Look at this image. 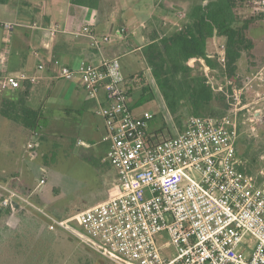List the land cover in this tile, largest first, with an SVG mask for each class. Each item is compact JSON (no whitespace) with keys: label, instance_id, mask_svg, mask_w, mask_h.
I'll return each mask as SVG.
<instances>
[{"label":"built area","instance_id":"1","mask_svg":"<svg viewBox=\"0 0 264 264\" xmlns=\"http://www.w3.org/2000/svg\"><path fill=\"white\" fill-rule=\"evenodd\" d=\"M250 2L253 12L264 13V0ZM0 27L8 36L13 24L0 20ZM30 27L41 28L51 37L59 32L86 35L98 50L110 40L96 34L94 22L72 31L58 22H34ZM215 54L225 61L224 41L217 44ZM199 61L207 82L225 93L229 108L223 116L189 115L184 128L174 135L147 130L153 114L133 110L117 57L102 56L97 63L75 68L53 61L57 77L72 80L78 76L88 97L97 98L104 91L98 112L104 121L105 159L115 170L117 193L71 218L48 216L50 225L75 223L81 232L72 234L101 254L106 264H264V154L262 166L247 173L240 169L243 161L236 147L239 113L251 106V102H243L248 89L256 97L253 103L258 104L249 122L261 120L263 71L240 86L227 77L222 84L210 75L205 60ZM41 69L44 65L38 64L37 70ZM38 78L35 71L0 75V90L16 89L22 82L35 83ZM39 136V131H30L26 143L30 160L37 156ZM38 182L41 191L45 179ZM0 189L6 190L1 185ZM12 196L20 197L10 191L9 197L1 199V206H7ZM31 205L47 216L42 207ZM161 232L169 236L174 255L165 254L163 245H157L155 236Z\"/></svg>","mask_w":264,"mask_h":264},{"label":"rangeland","instance_id":"2","mask_svg":"<svg viewBox=\"0 0 264 264\" xmlns=\"http://www.w3.org/2000/svg\"><path fill=\"white\" fill-rule=\"evenodd\" d=\"M17 1L12 0L13 3ZM155 1L100 0V3L98 2V7L100 6L101 10L98 12V16H103L100 20L104 21L101 29L108 34L111 40L117 38L114 28L116 26L123 32L125 40H127L128 34L133 35V38L130 39L132 45L124 46L125 49L118 56L123 75L146 70L147 64H145L140 49L144 44L141 38L145 33V28L152 30L154 26L147 19L153 11L158 14L155 17V24L162 33H170L179 29L184 23L189 22L188 11L194 3L191 0H162L166 6V17L160 7L157 8L154 5ZM42 2L44 0H35L34 4L39 6ZM174 3L180 6L181 9L173 8ZM23 8L26 7L23 6ZM30 9L32 10V7ZM253 13L256 12H253L251 8V2L238 9L241 18L250 16ZM0 16L10 18L3 11ZM26 29L24 26L16 25L13 30V40L15 41L20 31ZM248 36L255 41L252 54H264V13L262 18L250 27ZM213 40L208 46L209 53H216L217 44L223 41L217 38ZM126 42L128 43V41ZM201 67L200 61H197L195 71L203 74ZM145 77L155 93V98L138 103L135 105L136 107H133V110L136 112L148 110L154 115L147 126L148 131L163 127L162 135H174L180 132L184 128L189 113L186 111L179 112L180 124L175 123L155 84L151 68L145 71ZM218 82H222L221 77L218 78ZM217 87L218 85H213L215 90ZM245 95V102H251V106L248 110L239 113V118L241 117L240 136L255 134L257 143L262 144L261 142L264 143V109H262L261 120L249 122V116L257 109L258 104L253 103L256 100L253 92H247ZM136 97L138 98V95L133 94V97H131L132 102ZM99 109L98 106L92 103L89 109L84 110L83 114L80 113L81 116L78 118L73 116L74 119H70L72 122H61L57 128L55 124L51 126V130L47 129L45 124L39 132L46 139L40 142V146L36 150L37 156L33 160L29 159L28 153L22 147V144L24 146L28 138V130L24 129L21 134L19 131L10 129L8 139L3 137L0 130V157L7 156L9 148L13 151L12 156L16 155L18 157L16 164H7V166H16L17 172H14L21 175L23 183L20 191L25 192V186L33 187L31 188L33 191L30 195V201L34 205L42 207L47 214L42 221L38 217L40 214L34 206L28 207L29 202L23 201L20 197H11L17 200L20 205L19 213H17L19 217H13L11 220L12 223L17 224H15V227L13 225L11 229H21V226H23L24 231L20 230L11 235L10 238L9 236L0 235V264H106L101 254L72 234L81 232L79 226L73 222H67L64 227L51 226L52 223L48 217L56 219L59 216L64 219L71 218L77 211L107 198L109 192L114 188L115 170L105 159L107 143L102 140L105 129L103 118L98 112ZM227 110L224 111L216 107L215 111L223 116ZM7 122L14 124L12 121L1 117L0 128L3 126L2 124ZM72 140H75L77 145L71 146L70 141ZM53 144L56 145L57 149L53 148ZM22 149H24V154ZM241 151L242 148L239 144L238 153L240 154ZM44 155L47 157L46 163L43 161ZM240 159L242 158L240 157ZM11 171L8 170L7 173ZM40 179H45L41 192L40 187H38ZM24 202L28 205H25ZM155 240L158 246L163 245L165 254L174 255L175 249L171 245L166 232L158 233Z\"/></svg>","mask_w":264,"mask_h":264},{"label":"trees","instance_id":"3","mask_svg":"<svg viewBox=\"0 0 264 264\" xmlns=\"http://www.w3.org/2000/svg\"><path fill=\"white\" fill-rule=\"evenodd\" d=\"M71 1L74 4L89 7H95L98 2V0ZM191 1L194 3L188 11L189 22L184 23L179 29L170 33L152 30L148 34V42L141 47L143 58L147 66L151 68L155 84L169 113L177 124H180L179 112L182 111L188 112L189 115L221 116L218 111H215L216 107L224 111L229 108L225 93L216 91L207 82L204 74L196 72L195 63L200 59H204L210 70V75L217 80L221 77L222 84L224 78L227 77L233 80V85H242L244 79L238 73V62L243 54L250 56L252 53L255 41L248 36V31L263 15V13H253L244 18L239 16L238 9L244 7L245 4L247 5L250 0ZM7 2L8 0H0V4H6ZM173 8L180 9V6L174 3ZM215 37H222L225 43L226 58L223 63L219 60L217 54L213 53L210 56L208 52L209 43ZM30 87L31 85L26 83L20 90L12 92L3 90L0 95V115L21 125L28 131H40L45 125V118L39 109H34L28 104ZM124 87L128 94H131L137 88L140 89V94L132 105L133 107H136L135 105L140 104V102L155 98V93L142 71L128 77L127 83L124 82ZM228 89H231V87H228ZM245 101L246 95L243 96V102ZM153 118L154 115L148 121V124ZM239 126L241 128V121ZM162 131L163 127L156 130L155 133L163 134ZM39 139L40 142H43L46 138L44 135H40ZM74 143L75 140H72L71 146ZM261 143H257L255 134L239 135L236 147L237 154L243 161L240 166L242 171L253 173L262 166L261 155L264 154V143ZM239 144L242 148L240 154L238 153ZM53 148L57 149L56 145L53 144ZM43 161L44 163L47 162L46 155L43 156ZM1 180L6 181L0 177ZM116 193L117 190L112 188L108 197ZM4 197H9V193L4 191L0 194V201ZM19 206L17 200L10 198L7 206L0 205V214L6 216V218L10 217V220H12L13 217H19L17 213H13L16 209H19ZM38 217L42 221L45 218L43 214ZM57 219L64 218L59 216ZM15 224L17 223H12V221L3 224L0 235L9 236L10 238L11 235L23 230V226H21V229H11L13 225L16 226Z\"/></svg>","mask_w":264,"mask_h":264},{"label":"crops","instance_id":"4","mask_svg":"<svg viewBox=\"0 0 264 264\" xmlns=\"http://www.w3.org/2000/svg\"><path fill=\"white\" fill-rule=\"evenodd\" d=\"M99 1L100 0H98V2ZM34 2L35 0H18L13 3L12 0H8L6 4H0V15L3 11L10 17L4 18L0 16V20L13 24V28L10 30L8 36L7 32L0 27V75L15 74L20 71L37 72L39 78L35 83L22 82L17 89L6 90H8L7 92L20 90L26 83H29L31 87L28 96V104L30 107L40 110L42 116L45 118L44 121L47 129L51 130V126L55 124L57 128L61 122L63 123L65 121H71L70 119H74L73 116L78 118L85 112L84 110L89 109L92 103L100 108L104 102L105 96L104 91L101 90L97 98L88 97L80 85L78 76H75L72 80H65L57 77L58 68L53 64V61L59 60L63 64L75 68L82 63H97L102 56L118 58L125 47L132 45L130 39L133 38V35L131 33L128 34L127 40H125L123 32L120 33V29L116 26L114 28L117 33V38L115 40L109 38L110 40L108 42L101 44L100 50L90 45V40L86 35L75 37L68 32H59L54 37H51L48 35L47 31L41 28H32L30 25L34 22L38 25H48L58 22L65 25L69 31H72L83 24L94 22L96 34L98 36H108V34L101 29L103 27L102 22L104 21L100 20L103 16H98V12L101 11L100 6L98 7L100 2H97L98 4L95 7L74 4L71 0H44L45 3L42 2L39 6L35 5ZM154 5L157 6V8L160 7L166 17V6L164 2H162V0H156ZM23 6L26 8H23ZM30 7H32V10ZM156 15L158 14H155V11H153L147 19L148 22L154 25L152 30L160 32L155 24ZM16 25L24 26L27 29L20 31L14 41L13 30ZM152 30L148 28L144 29L145 33L141 38L144 44L148 42V34ZM6 36L7 43H5ZM216 38L223 40L222 37H215L214 40ZM126 41H128V43ZM250 56L242 55L238 62V73L242 76L244 81L250 79L260 70L263 71L264 75V54L251 53ZM244 57L245 59H243ZM38 64L44 65V69L37 70ZM146 70H148V66ZM146 70L141 71L145 74ZM135 73L123 75L124 82L127 83L128 77ZM255 87L257 86L255 85ZM2 91L3 90H0V95ZM250 91L251 89L247 90V92ZM133 94L139 95L140 89L137 88L134 90L130 94V97H133ZM136 98H133L134 100L133 102L131 101V105L135 103ZM81 112L82 114H80ZM1 117L4 118L0 115V118ZM2 125L0 130L5 139L10 137V129L12 131H19L21 134L24 132V128L16 123L10 124L7 122ZM149 132H156V130H149ZM29 136L30 131L28 138ZM8 142L10 141L8 140ZM26 143L24 146L22 144L25 151ZM74 145H77V143L75 142ZM23 150L24 149H22V152L24 154ZM7 151L9 152L7 156L4 155L0 157V177L6 180L0 181V185L6 188V190L0 189V194L4 191H14L18 195H21L20 197L23 201L29 202L30 205L25 202L24 204L30 207L32 206L31 204L34 205V203L30 201V195L33 191L31 188L33 187L25 186L26 188L24 187V189L26 191H20L21 185H23L21 175L16 173V166H7V164H16L18 162V157L16 155L12 156L13 151L10 148ZM8 170L12 171L7 173ZM8 184L11 185L8 187ZM18 210L16 209L13 213H19ZM8 221H11L10 217L6 218V216L0 214V230L3 228V224Z\"/></svg>","mask_w":264,"mask_h":264}]
</instances>
